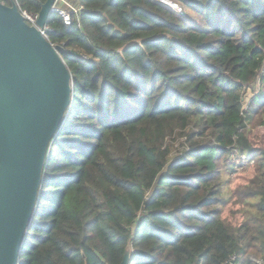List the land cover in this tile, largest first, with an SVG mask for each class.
<instances>
[{
  "label": "trees",
  "instance_id": "obj_1",
  "mask_svg": "<svg viewBox=\"0 0 264 264\" xmlns=\"http://www.w3.org/2000/svg\"><path fill=\"white\" fill-rule=\"evenodd\" d=\"M175 1L197 21L159 0H79L77 14H50L73 101L20 264H120L128 246L131 264L264 256V135L251 138L264 126V0ZM16 2L39 14L46 0ZM235 154L255 171L233 193L256 210L238 226L222 217Z\"/></svg>",
  "mask_w": 264,
  "mask_h": 264
},
{
  "label": "water",
  "instance_id": "obj_2",
  "mask_svg": "<svg viewBox=\"0 0 264 264\" xmlns=\"http://www.w3.org/2000/svg\"><path fill=\"white\" fill-rule=\"evenodd\" d=\"M56 3L46 0L30 25L16 0L0 1V264H20L48 154L73 101L71 69L42 32ZM132 251L120 264H131Z\"/></svg>",
  "mask_w": 264,
  "mask_h": 264
},
{
  "label": "rangeland",
  "instance_id": "obj_3",
  "mask_svg": "<svg viewBox=\"0 0 264 264\" xmlns=\"http://www.w3.org/2000/svg\"><path fill=\"white\" fill-rule=\"evenodd\" d=\"M165 5L171 7L173 11L183 20L189 22L197 21V14L189 12L186 7L175 0H159ZM80 6L79 0H58L56 8L61 12L68 15L73 10H77ZM260 86L256 85L254 88L249 87L244 94V104L248 105L250 100L256 96L259 92ZM264 135V126H257L253 128L251 138ZM179 136V134L174 137ZM177 139H170L173 149L170 154V163L175 161L181 154V150L184 144V138L176 137ZM254 160L250 155L237 156L236 154L226 162V171L223 172L225 184L223 191L225 197L228 199L223 205L222 217L228 220L232 225L238 226L246 219L256 214L255 207L253 205L241 204L240 198L233 193L236 192V188L242 184L248 183L253 178L255 171L253 168ZM248 255L261 257L256 253H250Z\"/></svg>",
  "mask_w": 264,
  "mask_h": 264
},
{
  "label": "built area",
  "instance_id": "obj_4",
  "mask_svg": "<svg viewBox=\"0 0 264 264\" xmlns=\"http://www.w3.org/2000/svg\"><path fill=\"white\" fill-rule=\"evenodd\" d=\"M82 8H83V6L80 5L77 8V10H73L68 15H66L64 12H61L60 10H58L56 8V5H55L56 11L62 13L65 17H69L71 14H74V13L77 14ZM20 10L24 14V16H25L26 21H27L28 24H30V25H36V21L38 19V14L28 13L27 11H24L21 8H20ZM51 31H53V28H51L48 25H46V27L44 28V30L42 32H43L44 35L48 36V33L51 32ZM247 259L251 263H253V264H264V256H261V257L258 256V257H256V256L248 255L247 256ZM236 262H237V256L234 254V255L230 256L223 264H236Z\"/></svg>",
  "mask_w": 264,
  "mask_h": 264
}]
</instances>
